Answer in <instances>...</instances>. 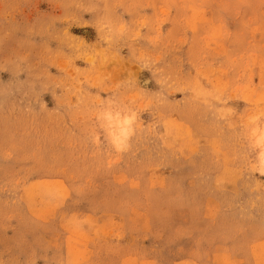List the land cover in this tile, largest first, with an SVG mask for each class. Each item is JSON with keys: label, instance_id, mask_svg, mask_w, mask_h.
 Returning a JSON list of instances; mask_svg holds the SVG:
<instances>
[{"label": "rangeland", "instance_id": "obj_1", "mask_svg": "<svg viewBox=\"0 0 264 264\" xmlns=\"http://www.w3.org/2000/svg\"><path fill=\"white\" fill-rule=\"evenodd\" d=\"M0 264H264V0H0Z\"/></svg>", "mask_w": 264, "mask_h": 264}, {"label": "bare ground", "instance_id": "obj_2", "mask_svg": "<svg viewBox=\"0 0 264 264\" xmlns=\"http://www.w3.org/2000/svg\"><path fill=\"white\" fill-rule=\"evenodd\" d=\"M120 134H123V131H120ZM125 134V133H124Z\"/></svg>", "mask_w": 264, "mask_h": 264}]
</instances>
